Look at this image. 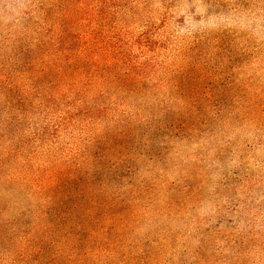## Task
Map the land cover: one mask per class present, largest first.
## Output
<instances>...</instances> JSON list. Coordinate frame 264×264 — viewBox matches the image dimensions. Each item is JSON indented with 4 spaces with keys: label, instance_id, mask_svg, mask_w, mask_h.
<instances>
[{
    "label": "rangeland",
    "instance_id": "374dc122",
    "mask_svg": "<svg viewBox=\"0 0 264 264\" xmlns=\"http://www.w3.org/2000/svg\"><path fill=\"white\" fill-rule=\"evenodd\" d=\"M98 105L110 119L93 128ZM260 171L264 0H0V186L37 191L21 248L48 246L39 210L61 244L113 213L142 264L151 233L193 226L219 182L246 197Z\"/></svg>",
    "mask_w": 264,
    "mask_h": 264
},
{
    "label": "trees",
    "instance_id": "16d2710c",
    "mask_svg": "<svg viewBox=\"0 0 264 264\" xmlns=\"http://www.w3.org/2000/svg\"><path fill=\"white\" fill-rule=\"evenodd\" d=\"M100 109L99 105L95 109L86 107L85 113L90 116L89 124L93 128L103 127L110 119L108 111L99 113ZM32 143L38 145L37 154L43 145L52 148L47 139H33ZM239 185L238 189H243L246 197L234 192L235 186L227 187L223 182L215 184L208 205L197 213L193 226H187L183 232H164L162 240L151 233L150 239L144 246L142 244V256L146 259L142 264H264V172L246 177ZM252 187L256 189L253 194ZM35 193L37 191L28 184L7 189L0 186V264H32L39 257H47L48 261L57 259L60 264H131L137 260L130 245L132 242L124 245L122 239L113 237L112 231L121 224L113 213H108L103 221L87 215L90 218H84L88 225L81 228L82 237L68 230V241L61 244L59 239L63 234L56 233L51 220L47 219L49 216L39 210L38 228L43 230V237L50 233L48 246L40 247L38 251L37 248H21L16 240L20 231L28 229L32 221ZM120 194L123 204H141L135 198L113 191L104 200L111 204ZM90 201L98 205L100 197L94 196ZM145 208L148 210L149 205ZM249 208L259 210L260 220L254 213L245 214V209ZM133 209L138 211L135 206ZM136 217V213L131 216L132 224ZM142 218L147 217L143 215ZM156 258H162V261L157 263Z\"/></svg>",
    "mask_w": 264,
    "mask_h": 264
}]
</instances>
